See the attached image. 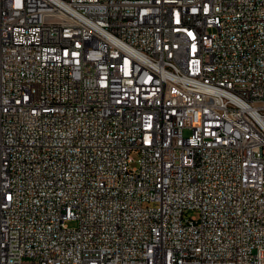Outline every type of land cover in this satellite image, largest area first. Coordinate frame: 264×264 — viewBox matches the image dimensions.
<instances>
[{"label":"built area","instance_id":"obj_1","mask_svg":"<svg viewBox=\"0 0 264 264\" xmlns=\"http://www.w3.org/2000/svg\"><path fill=\"white\" fill-rule=\"evenodd\" d=\"M0 264H264V0H0Z\"/></svg>","mask_w":264,"mask_h":264},{"label":"rangeland","instance_id":"obj_2","mask_svg":"<svg viewBox=\"0 0 264 264\" xmlns=\"http://www.w3.org/2000/svg\"><path fill=\"white\" fill-rule=\"evenodd\" d=\"M183 135H184V136H186V135H187V132H186V131H184Z\"/></svg>","mask_w":264,"mask_h":264}]
</instances>
